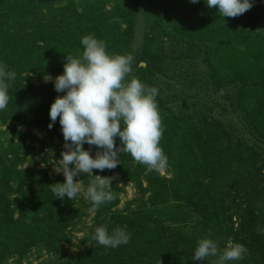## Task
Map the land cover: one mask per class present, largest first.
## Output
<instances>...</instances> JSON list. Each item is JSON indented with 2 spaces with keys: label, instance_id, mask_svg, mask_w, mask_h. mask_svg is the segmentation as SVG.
<instances>
[{
  "label": "trees",
  "instance_id": "16d2710c",
  "mask_svg": "<svg viewBox=\"0 0 264 264\" xmlns=\"http://www.w3.org/2000/svg\"><path fill=\"white\" fill-rule=\"evenodd\" d=\"M144 1L0 0V64L16 74L8 82L9 103L0 111V124H12V136L15 125L38 130L43 146L53 138L64 144L59 118L47 127L49 106L64 93L43 79L62 73L64 56L79 57L80 38L92 35L105 43L109 55L131 54L130 77L157 90L155 78L172 47L180 56L203 57L217 91L228 89L230 110L246 126L252 144L213 117L175 114L158 93L159 147L167 156V175L146 171L121 153L113 170L134 186L136 196L118 209L115 183L109 189L112 201L99 208L90 201L79 206L74 199H54L49 186L63 183L60 176L42 178L38 171L6 166L27 155L24 136L6 147L0 143V264L40 246L53 249L87 209L93 219L83 239L86 246L52 264H216L213 256L192 260L202 238L216 241L219 250L229 240L247 249L243 259L228 264H264V0H251L253 6L233 18H222L204 0H152L160 12L154 31L160 34L147 35L133 53L135 21ZM118 145L117 137L114 148ZM82 147L94 154L98 150ZM106 170L91 171L106 177ZM88 179L80 177L85 188ZM101 225L109 232L124 229L128 243L115 249L98 245L91 237Z\"/></svg>",
  "mask_w": 264,
  "mask_h": 264
},
{
  "label": "clouds",
  "instance_id": "9594fccd",
  "mask_svg": "<svg viewBox=\"0 0 264 264\" xmlns=\"http://www.w3.org/2000/svg\"><path fill=\"white\" fill-rule=\"evenodd\" d=\"M197 3L198 0H189ZM206 6L216 8L220 16L237 17L249 10L251 0H204ZM82 52L79 57L64 56L62 73L51 81L57 96L49 106L48 117L51 129L57 122L64 141L55 172L62 174L63 183L49 186L54 199L71 201L83 192L93 208L111 202L109 190L111 177L93 176V169L103 171L114 169L121 153L129 154L134 161L146 166V171H160L167 167V156L159 147L162 125L158 113L156 96L158 90L143 84L138 78L130 77L131 54L106 52L105 43L92 35H85L79 41ZM126 77H130L126 79ZM16 79L14 71H5L0 64V111L9 103L8 87ZM119 145L114 148V138ZM95 146L94 155L82 146ZM86 173L94 180L85 188L74 177ZM92 240L104 248L115 249L125 245L130 234L120 227L111 232L103 225L94 229ZM219 252V255H218ZM247 249L229 240L218 249V244L208 238L198 240L192 260L204 261L207 257H218L216 264L239 261Z\"/></svg>",
  "mask_w": 264,
  "mask_h": 264
},
{
  "label": "rangeland",
  "instance_id": "374dc122",
  "mask_svg": "<svg viewBox=\"0 0 264 264\" xmlns=\"http://www.w3.org/2000/svg\"><path fill=\"white\" fill-rule=\"evenodd\" d=\"M154 2L145 0L138 9L133 33V53L139 52L147 35L157 37L160 34L154 31L160 13ZM162 46L164 47V45ZM168 54L162 61L158 76L155 78L159 96L165 106L178 115L190 114L197 119L213 117L219 120L227 130H230L248 145H251L252 140L246 126L236 114L232 113L229 101L225 98L228 89L221 88V90L217 91L209 77L207 64L201 60L203 57L198 54L189 58L180 56L174 53L173 47ZM59 74L61 73L48 76L54 79ZM43 82L52 83L51 81H45V79H43ZM11 126L12 124L10 123L5 126L0 124V143H3L6 147L7 141L12 140L16 144V142H20L21 136H24L25 145L29 150L23 159L18 156L19 158L15 160L12 159L13 156L8 155L12 162L8 160L6 166L15 172L25 170L30 172L38 171L42 178L51 179L57 175L63 181L62 174L54 171L57 166L56 161L61 158L60 153L64 151L63 143L59 139L53 138L51 145L43 146L42 133L36 129H28L20 125H15L16 135L12 136ZM89 154L93 155L94 153L90 152ZM159 172L161 176L167 175L166 168ZM84 174L86 173H81L80 176L74 177V182L78 179L80 180V177ZM87 175L89 178L87 180L88 185L94 180V177ZM105 175L106 177H111V183H115L117 186L115 194L118 200L117 208H124L126 203L133 200L136 196L134 186L130 183L122 182L113 169L106 170ZM99 176L101 175L99 174ZM81 184L84 186L82 182ZM11 185L14 191L11 197L14 198L16 196V182H11ZM74 201L79 206L86 205L89 202L83 192L78 193ZM92 219L93 212L87 209L85 216L81 218L76 226L65 231L64 236L59 239L58 244L53 249L47 250L40 246L30 250L21 258L14 257L2 264H52L59 258L75 256L86 246V244H83V239L92 224Z\"/></svg>",
  "mask_w": 264,
  "mask_h": 264
},
{
  "label": "water",
  "instance_id": "95a60500",
  "mask_svg": "<svg viewBox=\"0 0 264 264\" xmlns=\"http://www.w3.org/2000/svg\"><path fill=\"white\" fill-rule=\"evenodd\" d=\"M143 65V64H142Z\"/></svg>",
  "mask_w": 264,
  "mask_h": 264
}]
</instances>
